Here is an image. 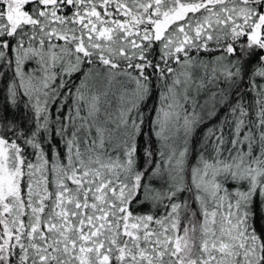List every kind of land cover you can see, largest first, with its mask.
<instances>
[{
	"label": "snow or ice",
	"instance_id": "6c2138e0",
	"mask_svg": "<svg viewBox=\"0 0 264 264\" xmlns=\"http://www.w3.org/2000/svg\"><path fill=\"white\" fill-rule=\"evenodd\" d=\"M0 264H264V0H0Z\"/></svg>",
	"mask_w": 264,
	"mask_h": 264
}]
</instances>
